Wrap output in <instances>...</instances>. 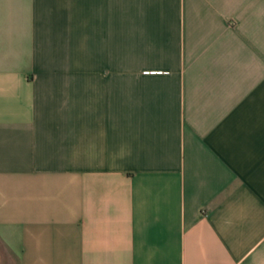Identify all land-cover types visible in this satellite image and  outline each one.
<instances>
[{
  "label": "crops",
  "instance_id": "obj_1",
  "mask_svg": "<svg viewBox=\"0 0 264 264\" xmlns=\"http://www.w3.org/2000/svg\"><path fill=\"white\" fill-rule=\"evenodd\" d=\"M0 264H264V0H0Z\"/></svg>",
  "mask_w": 264,
  "mask_h": 264
}]
</instances>
